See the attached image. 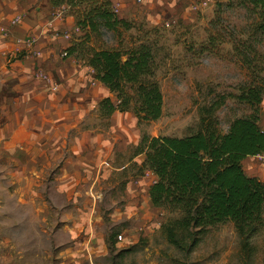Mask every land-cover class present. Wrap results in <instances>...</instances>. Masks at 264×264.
I'll return each instance as SVG.
<instances>
[{"label": "rangeland", "instance_id": "374dc122", "mask_svg": "<svg viewBox=\"0 0 264 264\" xmlns=\"http://www.w3.org/2000/svg\"><path fill=\"white\" fill-rule=\"evenodd\" d=\"M110 1L118 19L131 28L120 27L115 33L102 29L87 39L81 38V30L77 35L71 31L72 45L77 49L74 56L86 64L93 50L124 51L152 42L156 48L153 78L162 94V115L141 125L132 112L124 115L125 122L130 119L136 128L127 136L131 138L128 149L114 156L116 170L96 183L99 197L80 196L68 201L52 195L55 175L51 170L37 180H19L12 171H0V264H264V228L253 240L256 252L248 260L240 251V239L231 221L211 228L190 255L175 249L160 228L169 216L152 207L148 198L153 175L135 176L132 164H140L143 157L129 160L143 134L183 137L195 133L202 111L220 96L225 97V104L215 113L220 132L227 131L231 120L251 113L234 98L247 82L248 72L232 55L231 47L225 43L216 52L202 50L208 43L216 6L225 0H211L206 6L197 3L191 13L178 12L182 2L177 0L175 12L163 0H148L146 4ZM64 14L68 16L67 11ZM222 16L229 29L251 22L241 8L224 9ZM95 115L91 114L92 121ZM92 124L108 131L106 122ZM259 127L264 130V99L259 107ZM122 135L127 141L124 131ZM242 166L247 176L264 182V153L246 158ZM129 184L134 203L127 197ZM86 198L94 199L95 207L83 209L90 203ZM128 210L131 218L126 216Z\"/></svg>", "mask_w": 264, "mask_h": 264}, {"label": "trees", "instance_id": "16d2710c", "mask_svg": "<svg viewBox=\"0 0 264 264\" xmlns=\"http://www.w3.org/2000/svg\"><path fill=\"white\" fill-rule=\"evenodd\" d=\"M53 8L66 10L84 39L99 30L117 32L130 24L118 19L110 0H50ZM215 18L205 52H216L225 43L248 72L247 82L234 96L251 113L219 130L216 111L225 104L220 96L203 110L198 130L183 137H150L143 134L133 148L130 161L135 176L151 173L148 198L154 208L169 216L161 224L167 242L190 255L214 226L231 221L240 239V251L248 260L256 247L255 237L264 228V182L247 176L242 162L264 153V130L259 127V107L264 99V0H225L216 6ZM241 8L251 18L243 27L229 29L222 14L227 8ZM76 46L69 48L76 52ZM201 50V51H202ZM156 48L140 43L124 51L93 50L86 64L95 79L113 95L98 105L99 116L132 112L139 125L157 121L162 115V94L153 78ZM125 184V183H123ZM114 233L108 237L113 239Z\"/></svg>", "mask_w": 264, "mask_h": 264}, {"label": "crops", "instance_id": "0c3cea01", "mask_svg": "<svg viewBox=\"0 0 264 264\" xmlns=\"http://www.w3.org/2000/svg\"><path fill=\"white\" fill-rule=\"evenodd\" d=\"M163 1L175 12L176 0ZM177 1L178 12L191 13L201 0ZM64 13L50 0H0V171L37 180L51 170V194L76 201L99 197L95 185L116 170L114 156L128 149L136 123L125 122L127 113L99 118L100 101L114 98L69 52L71 31L77 33ZM92 113H97L93 121ZM98 119L107 123L106 133L93 126ZM126 192L134 203L131 184ZM85 201L90 203L83 209L96 205L94 199ZM126 216L131 218L130 211Z\"/></svg>", "mask_w": 264, "mask_h": 264}, {"label": "built area", "instance_id": "2783aa9c", "mask_svg": "<svg viewBox=\"0 0 264 264\" xmlns=\"http://www.w3.org/2000/svg\"><path fill=\"white\" fill-rule=\"evenodd\" d=\"M137 1L139 2L140 0H137ZM210 1H211V0H201V1L198 2V4H201V6H206V5L208 4V2H210ZM198 4H197V5H198ZM75 31L78 32L79 29L76 27ZM63 56H66V53H63ZM117 238H118V240H120V241L122 240V237H121L120 235H119Z\"/></svg>", "mask_w": 264, "mask_h": 264}]
</instances>
